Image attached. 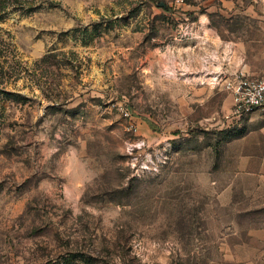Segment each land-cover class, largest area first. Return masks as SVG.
Segmentation results:
<instances>
[{
    "label": "rangeland",
    "instance_id": "1",
    "mask_svg": "<svg viewBox=\"0 0 264 264\" xmlns=\"http://www.w3.org/2000/svg\"><path fill=\"white\" fill-rule=\"evenodd\" d=\"M240 73L264 0H0V264H264Z\"/></svg>",
    "mask_w": 264,
    "mask_h": 264
},
{
    "label": "built area",
    "instance_id": "2",
    "mask_svg": "<svg viewBox=\"0 0 264 264\" xmlns=\"http://www.w3.org/2000/svg\"><path fill=\"white\" fill-rule=\"evenodd\" d=\"M226 89L233 99L234 114L245 117L255 111L264 112V75L248 76L244 73L235 75L233 81H227ZM129 117V113L126 112Z\"/></svg>",
    "mask_w": 264,
    "mask_h": 264
},
{
    "label": "trees",
    "instance_id": "3",
    "mask_svg": "<svg viewBox=\"0 0 264 264\" xmlns=\"http://www.w3.org/2000/svg\"><path fill=\"white\" fill-rule=\"evenodd\" d=\"M67 255L68 258H84V256L81 253H69Z\"/></svg>",
    "mask_w": 264,
    "mask_h": 264
},
{
    "label": "crops",
    "instance_id": "4",
    "mask_svg": "<svg viewBox=\"0 0 264 264\" xmlns=\"http://www.w3.org/2000/svg\"><path fill=\"white\" fill-rule=\"evenodd\" d=\"M198 61H199V60H198ZM256 172H258V173H260V174H264V161H263L261 167H260V168L258 169V171H256Z\"/></svg>",
    "mask_w": 264,
    "mask_h": 264
}]
</instances>
